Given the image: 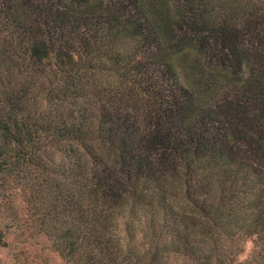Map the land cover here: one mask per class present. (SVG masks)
Returning <instances> with one entry per match:
<instances>
[{
	"label": "trees",
	"instance_id": "16d2710c",
	"mask_svg": "<svg viewBox=\"0 0 264 264\" xmlns=\"http://www.w3.org/2000/svg\"><path fill=\"white\" fill-rule=\"evenodd\" d=\"M14 194L71 264H238L264 240V0H0Z\"/></svg>",
	"mask_w": 264,
	"mask_h": 264
},
{
	"label": "rangeland",
	"instance_id": "374dc122",
	"mask_svg": "<svg viewBox=\"0 0 264 264\" xmlns=\"http://www.w3.org/2000/svg\"><path fill=\"white\" fill-rule=\"evenodd\" d=\"M0 225L5 233V243L0 246V264H71L55 250L19 194L0 200ZM251 259L254 264H264V240L258 243L251 237L244 241L236 262Z\"/></svg>",
	"mask_w": 264,
	"mask_h": 264
}]
</instances>
